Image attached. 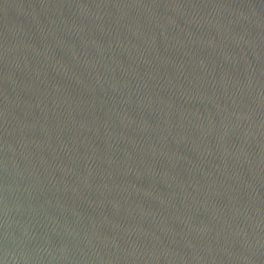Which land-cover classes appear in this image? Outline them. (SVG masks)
<instances>
[{
  "label": "water",
  "instance_id": "water-1",
  "mask_svg": "<svg viewBox=\"0 0 264 264\" xmlns=\"http://www.w3.org/2000/svg\"><path fill=\"white\" fill-rule=\"evenodd\" d=\"M0 264H264V0H0Z\"/></svg>",
  "mask_w": 264,
  "mask_h": 264
}]
</instances>
